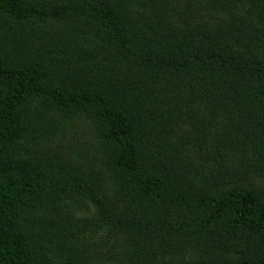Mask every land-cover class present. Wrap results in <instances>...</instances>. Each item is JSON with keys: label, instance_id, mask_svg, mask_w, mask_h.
<instances>
[{"label": "trees", "instance_id": "16d2710c", "mask_svg": "<svg viewBox=\"0 0 264 264\" xmlns=\"http://www.w3.org/2000/svg\"><path fill=\"white\" fill-rule=\"evenodd\" d=\"M0 264H264V0H0Z\"/></svg>", "mask_w": 264, "mask_h": 264}]
</instances>
